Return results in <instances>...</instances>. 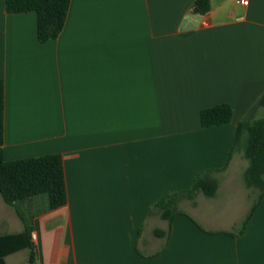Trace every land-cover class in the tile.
Returning <instances> with one entry per match:
<instances>
[{"label":"crops","instance_id":"0c3cea01","mask_svg":"<svg viewBox=\"0 0 264 264\" xmlns=\"http://www.w3.org/2000/svg\"><path fill=\"white\" fill-rule=\"evenodd\" d=\"M195 0H71L65 26L41 43L34 12L0 0L4 159L58 154L67 204L37 197V264H264V197L230 158L237 126L264 117V0H210L183 31ZM233 107L204 128L200 112ZM216 170L215 197L182 198L172 224L156 203ZM24 207V208H25ZM0 195V236L22 233ZM29 252L5 257L27 264Z\"/></svg>","mask_w":264,"mask_h":264},{"label":"trees","instance_id":"16d2710c","mask_svg":"<svg viewBox=\"0 0 264 264\" xmlns=\"http://www.w3.org/2000/svg\"><path fill=\"white\" fill-rule=\"evenodd\" d=\"M209 2L210 0H195L192 14L204 16L209 12ZM70 3L71 0H5V9L9 14L34 12L37 17V37L39 42L44 43L57 39L63 31ZM259 106L264 108V95ZM4 109L5 86L0 79V195L15 209L24 226L22 233L0 236V264H5L6 256L21 250L29 252L27 264H37L40 254L32 239V233L37 230L36 215L29 207L20 208V205L37 197L46 198V211L67 204L63 161L58 154L5 161ZM232 119L233 107L227 103L205 108L200 112L201 125L204 128L228 125ZM238 151L248 161V167L243 174L245 185L258 193L249 216L239 230L242 232L264 197V118L238 124L230 158ZM216 173V170L203 171L196 176L191 189L165 194L155 204L161 210V217L172 224L179 213L178 201L182 198L192 200L198 192L209 198L215 197L219 188Z\"/></svg>","mask_w":264,"mask_h":264},{"label":"water","instance_id":"95a60500","mask_svg":"<svg viewBox=\"0 0 264 264\" xmlns=\"http://www.w3.org/2000/svg\"><path fill=\"white\" fill-rule=\"evenodd\" d=\"M202 21H203L202 15L190 16V17L186 18V20L183 22L181 29L183 31L184 30L185 31L195 30L196 28H198V26L201 24Z\"/></svg>","mask_w":264,"mask_h":264},{"label":"built area","instance_id":"2783aa9c","mask_svg":"<svg viewBox=\"0 0 264 264\" xmlns=\"http://www.w3.org/2000/svg\"><path fill=\"white\" fill-rule=\"evenodd\" d=\"M239 3L243 4V5H247L248 4V0H239ZM36 236L34 234H32V239H35Z\"/></svg>","mask_w":264,"mask_h":264},{"label":"rangeland","instance_id":"374dc122","mask_svg":"<svg viewBox=\"0 0 264 264\" xmlns=\"http://www.w3.org/2000/svg\"><path fill=\"white\" fill-rule=\"evenodd\" d=\"M261 117H264V114H262Z\"/></svg>","mask_w":264,"mask_h":264}]
</instances>
